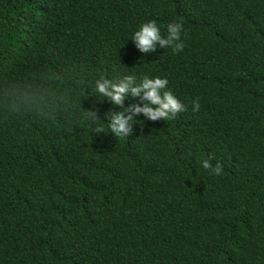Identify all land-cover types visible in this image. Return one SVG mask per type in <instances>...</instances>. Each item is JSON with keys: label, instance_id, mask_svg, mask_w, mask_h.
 Returning a JSON list of instances; mask_svg holds the SVG:
<instances>
[{"label": "trees", "instance_id": "trees-1", "mask_svg": "<svg viewBox=\"0 0 264 264\" xmlns=\"http://www.w3.org/2000/svg\"><path fill=\"white\" fill-rule=\"evenodd\" d=\"M131 73L185 107L117 137ZM0 264H264V0H0Z\"/></svg>", "mask_w": 264, "mask_h": 264}, {"label": "clouds", "instance_id": "clouds-1", "mask_svg": "<svg viewBox=\"0 0 264 264\" xmlns=\"http://www.w3.org/2000/svg\"><path fill=\"white\" fill-rule=\"evenodd\" d=\"M181 29L182 25L179 22H169L166 25V35H162L156 21L148 19L141 22L131 33L130 39L143 53L154 51L158 45L163 48L172 46L173 51H176L182 47L179 42ZM167 84L166 77L147 74L137 76L135 73L120 76L115 80L107 78L97 80L96 90L103 96L109 97L114 105H123L124 99L129 94L132 97H141V103L129 104L119 111L109 112L107 123L111 133L117 137L128 135L136 113H142L144 117L155 120L161 117L172 118L182 111L185 105L166 87ZM192 103L195 111L199 107L198 101L193 100ZM98 130L102 131V128ZM200 164L205 169L210 168L213 173L220 172V165H211L210 158L202 159Z\"/></svg>", "mask_w": 264, "mask_h": 264}]
</instances>
